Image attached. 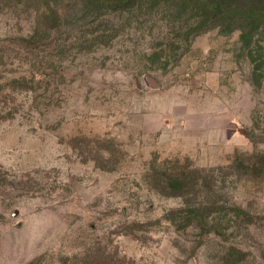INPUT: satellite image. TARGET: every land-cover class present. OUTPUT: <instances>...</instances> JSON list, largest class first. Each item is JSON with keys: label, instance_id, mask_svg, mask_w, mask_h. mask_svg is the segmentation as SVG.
Segmentation results:
<instances>
[{"label": "rangeland", "instance_id": "rangeland-1", "mask_svg": "<svg viewBox=\"0 0 264 264\" xmlns=\"http://www.w3.org/2000/svg\"><path fill=\"white\" fill-rule=\"evenodd\" d=\"M197 7L0 0V264H264V28Z\"/></svg>", "mask_w": 264, "mask_h": 264}, {"label": "trees", "instance_id": "trees-1", "mask_svg": "<svg viewBox=\"0 0 264 264\" xmlns=\"http://www.w3.org/2000/svg\"><path fill=\"white\" fill-rule=\"evenodd\" d=\"M93 2L97 3L98 5H102L103 7L110 8L113 6V2L118 3L119 1L124 0H92ZM127 1H136V0H127ZM181 3L186 4L187 2H191L192 0H178ZM196 1V5H198V13L197 16H200L203 20V23L210 26L211 22L218 19L221 16H228L233 21L234 20H244L251 26L253 29L264 28V0H243L240 4L238 0L236 2L231 3H223L222 0H193ZM193 7V6H192ZM196 7V6H195ZM209 24V25H208ZM264 31V29H263ZM2 89H0L1 91ZM6 99H1L0 97V123L5 120V115L3 109L5 106L8 105ZM182 182L181 186L186 188L184 192H186L189 187V182L187 181V176L183 172L180 173L179 177ZM176 181V180H175ZM198 186V182L192 185L193 187ZM188 187V188H187ZM200 207H194L191 212H196L199 214ZM185 216L189 217V214ZM192 218V217H190ZM72 264H79L77 261L73 262ZM84 264H92L89 261H85ZM109 264H138L134 259L128 258L126 256L117 257Z\"/></svg>", "mask_w": 264, "mask_h": 264}, {"label": "water", "instance_id": "water-1", "mask_svg": "<svg viewBox=\"0 0 264 264\" xmlns=\"http://www.w3.org/2000/svg\"><path fill=\"white\" fill-rule=\"evenodd\" d=\"M15 214H16V213H15ZM15 214H14V215H15Z\"/></svg>", "mask_w": 264, "mask_h": 264}]
</instances>
